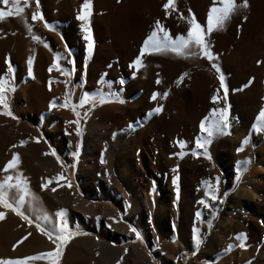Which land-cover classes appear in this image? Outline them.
<instances>
[{
	"label": "bare ground",
	"instance_id": "bare-ground-1",
	"mask_svg": "<svg viewBox=\"0 0 264 264\" xmlns=\"http://www.w3.org/2000/svg\"><path fill=\"white\" fill-rule=\"evenodd\" d=\"M53 2L50 8L56 7ZM43 3L44 9H36L42 14V20L33 21L23 3L22 13L0 19V75L6 76L14 87L7 97L9 108L17 117L14 120L0 115V183L17 175L26 180L30 195L26 196L22 211L33 221L28 224L10 209L0 207L5 213V218L0 220V252L5 253L7 248H4L11 246L13 252L8 255L19 259L53 250L55 244L37 232L36 224L51 227L56 220L55 213L64 208L70 228L81 234L65 244L58 264H116L117 260L120 264H158L157 258L161 264H264V140L255 150L258 160L254 159L244 171L250 178L244 176L241 186L230 189L223 203L225 207L212 212L209 224L196 215L200 201L206 197L205 186L209 183L217 188L221 182L215 177L216 165L205 170V159L185 154L190 147L186 135L192 132L184 127L185 106L195 108L203 102L201 96L194 102L191 99L183 102L178 95L184 91L176 88L175 79L188 82L183 71L192 64L200 73L195 82L193 80L194 88H203L202 58L184 55L182 59H160L151 54L140 56L141 64L136 66L134 62L138 57H132L128 48L124 51L125 44L118 42L119 39L115 46L124 50L109 45L107 30L95 24L91 14L88 17L90 33H94V39L98 38L101 46L95 45L93 39L89 52L81 29L83 21L75 15L82 4L74 7V12L73 9L72 12H52L44 0ZM11 7V0L8 5L0 4L3 11ZM45 22L49 28H45ZM34 36L39 39H33ZM99 52L103 59L97 62ZM57 54L58 64L67 75L51 67ZM30 57L33 60L31 75L27 65ZM117 57H128L124 67L128 70L129 92L135 94V102L127 100L128 93H122L120 86H107L108 67ZM236 57H233L235 61ZM6 59L12 73L7 72ZM117 77L123 78L119 74ZM138 88L148 91L149 101L143 94L136 95ZM198 90L193 94L201 95L203 89ZM66 91L70 106L50 109L53 98L58 104L65 102ZM85 93L95 97V101L74 112L72 103L79 102ZM154 93L156 98L152 99ZM101 94L108 102L99 103ZM121 100L123 103L119 102ZM142 107L153 110L159 107L162 111L132 133L135 127L131 115L136 116ZM163 112L169 116L168 120L162 117ZM79 113L80 121L77 119ZM71 121H78L81 136L75 134L77 124L67 123ZM170 125H176L179 137V142L173 145L165 144L158 132L160 126L169 131ZM20 140L26 143L21 145ZM78 141L81 149L74 157L72 153ZM50 148L55 150L61 163L43 154ZM153 149L159 151L151 153ZM173 151L176 158L167 155ZM13 153L18 155L20 163L15 169L4 171ZM70 174L75 179L71 180ZM57 175L59 181L53 180L47 188H41L45 178ZM9 195L18 198L19 193L9 189ZM129 225L140 232L141 240H136L135 233L128 231ZM194 231L201 240L198 247L192 240ZM22 234L26 239L13 248L12 244H16ZM190 251L195 253L185 263L184 258ZM28 264L48 262L40 259Z\"/></svg>",
	"mask_w": 264,
	"mask_h": 264
},
{
	"label": "rangeland",
	"instance_id": "rangeland-1",
	"mask_svg": "<svg viewBox=\"0 0 264 264\" xmlns=\"http://www.w3.org/2000/svg\"><path fill=\"white\" fill-rule=\"evenodd\" d=\"M52 1H54L53 3L56 7L50 8L49 5ZM82 1L85 2V0H44V2L47 3L46 6L49 8V10H52V12H58V10H66V12H72L71 9L78 6L79 3L80 5L84 4ZM87 2L91 4V10L93 9L91 11L93 22L95 24L97 23L104 26L105 30H107V40L109 41L108 44H114L115 46L118 42H123L125 44V50L121 47L117 49V46H115L116 48H114L116 50L123 49L124 51H126L128 48L129 52H132H130V54L132 55V57L134 56V58L140 56H150L151 54H153L160 59L172 57L174 60L176 57L178 59H182V56H184L176 55L175 53L170 51L157 52L145 48V41L155 29L157 21H159L160 25L163 26V28L168 31L170 36H172L173 38L176 35H186L187 28L190 26L189 20L191 18H195V20L200 23L201 26L205 29V39L208 48L213 55V60L210 61L206 57L199 55V50L195 46L192 47V51H197L196 55H198V57L200 56V58H202V60L204 61V68H202L201 70L202 77H204L203 88H194L196 85L194 84L195 79L200 73L195 69V66H191V63V65H187L185 67V70L183 69V75L185 77L188 76L189 79L188 82H186L188 85L184 83L182 79H175V85H177L176 88L180 87L181 91H184L181 96L178 95L180 99L183 98V102H186V100L188 99H191V101L194 102L195 100H197V98H200L199 96H201V100L203 102V105L198 104L197 106H195V108H193V105H191L190 108L188 106H185V111H187V113L185 116L186 118L184 119V127L185 129H187V132L190 130L192 131L190 132V134L188 133L186 135L187 143L190 147L187 148L185 154H187L188 156L190 155V157L192 158H199L200 156V158H202L203 160L205 159V163H202L205 170H208L211 167L213 168L215 165L217 166L214 167L217 169L215 177L219 179L221 183L217 188H213L217 189L216 195L218 199L216 201H212L208 197H205V201L209 205L208 207L211 208L208 209V207H205L204 204L201 203H199L200 205H198L197 208V213L200 214L198 216L199 220L203 219L202 221H205V223L209 224L211 222V219L209 218L210 215L213 214L212 212L215 213L217 212V210H222L225 207L223 203L224 201H226L230 189L233 187L236 188L237 186H241L243 177H247V173L244 171H246L245 169L249 163H253L252 161H254V159L258 160L259 155L258 152H256V148L264 140V131L256 132L252 127L253 124H258L256 117L260 109L264 107V0H246L247 6H245V0H234L235 8L230 13L228 19L222 25L213 28L211 32H207L206 30L207 18L210 8L214 6V0H173V4L170 5L167 10L163 7L167 0H87ZM43 4V0H39V6L37 8L36 0H28L27 11H29L28 13L30 14V16H32V14L37 11L36 9H41V7L43 8ZM100 4L103 5L101 6ZM74 11L75 10L73 9V12ZM80 11L81 7L78 9L75 15L78 16ZM243 11L246 12L244 13ZM158 36L162 37V33H158ZM91 37L93 40L94 33L93 35H91ZM61 38L64 39V36ZM122 38L125 41L121 40ZM118 39L120 41H118ZM94 41L95 45L101 46L98 38H95ZM142 49H144L143 53L141 52ZM230 56H237V59L235 58L236 61L233 57L231 58ZM101 59H103L102 52L96 60L98 62L99 60L101 61ZM178 59H176L175 62L178 61ZM114 60V63L112 61L113 64H110L108 67L107 86L115 88L120 86L123 91L122 93H125L127 91V100L130 102H135L137 100L136 97H134L135 94L129 92L130 80L128 79V70H125L124 67V65L126 66L128 62V57H117ZM122 60H125V62ZM213 64H215L220 69L219 73L216 71V68L213 67ZM203 69H205V71ZM109 70L115 72H110ZM203 71L205 73L207 71V73L205 74ZM117 74L123 76V78L119 80ZM220 76L223 77L225 85L224 88H221L220 86V79L218 78ZM195 89H199L198 92L203 89L200 91V93L202 92V94H193L196 91ZM135 93L136 95L143 94L144 98L147 99L146 95L148 91L144 92L143 89L138 88L137 90H135ZM194 95L196 97H194ZM213 95L217 96V101L215 103L211 99ZM147 101H149V99H147ZM225 104H227L229 109V127L223 134L214 135L211 138L210 142L205 145L204 149H196L195 143L197 137H199L201 141L208 139L205 133L200 132V122L202 120H205L206 118H211L212 110L216 108L222 109L224 108ZM72 105H77L75 109L81 111L86 104L81 107L79 106V102H73ZM155 113L156 112L153 111V109L144 107L139 108L136 116L133 117L131 115V118H133V125L135 127L132 133L147 125L148 122L153 119ZM162 117L165 120L169 119V116L166 114V112H163ZM77 119L79 121L82 119L80 113L78 114ZM167 129H169L170 132L168 130L165 131V129L160 126L158 131L161 135L160 137L164 139L165 144L173 145L174 143H178L179 137H177L176 125H170V128ZM232 131L234 132V135ZM231 134L233 135V138L235 137V135H237L235 139L232 138ZM239 135L240 137H238ZM237 137L239 139H237ZM149 138H151V136H149ZM257 140H259V143L257 142ZM238 148H240L241 150L237 151ZM247 149L249 151H247ZM193 150L196 151V155H193ZM205 150L207 151L211 159L205 158ZM158 151L159 149H153L151 153H157ZM247 152H251V155ZM167 155L171 158H176V154L174 151L172 152V154L167 153ZM245 161H248V163L245 164ZM262 165L264 167V158L262 160ZM174 167L175 170L177 167L176 165H174ZM70 177L71 180L75 179L74 175L72 174H70ZM247 178H250V176ZM207 182H209L208 178ZM206 187L207 186H205V188L203 189L204 191L206 190ZM218 188L219 190H221L219 191ZM256 222L257 224H259L257 220ZM260 227L259 229H261ZM262 230L263 229H261V232ZM19 237H24V235L22 234ZM13 245L14 244H12V246ZM145 246L147 247L146 244ZM4 249H6V252L5 250V253H3V251L0 252V259H16L14 255H8L9 252H13L11 246L10 248L6 246ZM194 253V251L188 252L184 258V262L186 263L187 261H189ZM157 263L161 264L160 259L158 258Z\"/></svg>",
	"mask_w": 264,
	"mask_h": 264
},
{
	"label": "snow or ice",
	"instance_id": "snow-or-ice-1",
	"mask_svg": "<svg viewBox=\"0 0 264 264\" xmlns=\"http://www.w3.org/2000/svg\"><path fill=\"white\" fill-rule=\"evenodd\" d=\"M10 0H0V4L8 5ZM21 3H23L25 6L28 4V0H11L12 7L8 11L0 10V19H3L4 17H11L14 15H19L22 13L23 8L21 7ZM37 8L39 6V0H36ZM173 4V0H167V2L163 5V7L167 10L170 5ZM245 6L246 0H245ZM235 8V2L234 0H214V6H212L208 13L207 18V32H211L213 28L222 25L229 17L230 13ZM90 4L85 0V3L81 5V11L79 15L76 17L78 20L83 21L81 24V29L85 33L84 39L87 41V48L89 52H91L93 48V40L91 37L90 29L88 26V17L90 16ZM31 19L33 21L36 20H42V14L37 10L32 14ZM189 27L187 28L186 35H176L174 38L170 36L169 32L166 31L163 26L160 25L159 21L156 22V27L152 31L151 35L148 37V39L145 41V48L161 52V51H170L175 53L176 55H196L197 53L192 51V47L195 46L199 50V55L206 57L208 60H213V55L211 51L208 48L206 39H205V29L201 26L200 23H198L195 18H191L189 20ZM45 28H49V24L47 22L44 23ZM30 30V29H29ZM51 30V29H50ZM158 33H162V37L158 36ZM33 39H39L38 37H33ZM45 47H47V44H45ZM144 49L141 50L143 53ZM58 56H54L53 58V64L51 67L57 68V70L61 71L62 74L67 75V72L60 68L58 64ZM33 60L30 57L27 60L28 65V74L31 75V68H32ZM71 63V61H69ZM135 65L140 66L141 61L139 57L135 60ZM259 63V61H258ZM5 64L8 65L7 72L12 73L13 69L11 65L9 64L8 60H5ZM213 67L216 68V71L219 73L220 69L213 64ZM51 70V68H50ZM220 79V86L221 88H224V80L223 77H218ZM9 91H14V87L11 86V82L7 79L6 76L0 75V115L9 116L12 119H17L12 114V111L9 108L8 104V97L7 93ZM156 98V94L154 93L152 96V99ZM212 101L215 103L217 101V96L213 95L211 97ZM95 97H91L90 94L85 93L81 96L79 100V106H83L85 104H88L90 102H94ZM105 102H108L105 97L101 94L99 103L103 104ZM120 103H123V101H119ZM64 107L67 108L70 106V100L67 95V91L65 93V102L58 104L55 98H53V101L49 104V108H56V107ZM73 108V111L75 112V108L77 105H71ZM156 113H159L161 109L158 107L154 109ZM228 115H229V109L227 104H225L224 108H216L212 110V117L206 118L205 120H202L200 122V132L205 133L207 135V140L201 141L199 137L196 139L195 147L196 149H204L205 145L210 142L211 138L216 134H223L225 130L229 127L228 124ZM256 120L259 124H253L252 127L256 132L264 131V107H262L256 117ZM67 123H74L77 124V128L75 130L76 136H81V130L78 126V121H71ZM131 127V125H129ZM115 135V133L113 134ZM35 139V138H33ZM21 145H24L26 143L25 140H20L19 142ZM181 146H183V142H180ZM81 149V144L78 141L75 145V152L72 153L74 157H77L79 155ZM241 149L238 148L237 151H240ZM44 155H51L55 157L56 162L59 164L61 163L60 157L57 155L55 150L49 149L47 152L43 153ZM180 155H183L181 153ZM193 155H196V151L193 150ZM204 156L206 159H210V156L208 155L207 151H204ZM20 161L18 158V155L16 153L12 154V157L7 163L4 165V171H8L9 169H15L19 165ZM101 163H104L103 159L101 158ZM245 164L248 163V161L244 162ZM75 165H73L74 167ZM60 177L57 175L56 177L52 178H45V183L41 185V188H47L48 185L53 181L57 180L59 181ZM15 181L12 183V181ZM175 183V179L173 180ZM9 189H16L19 193L18 198L10 197L9 195ZM53 191L56 189L53 188ZM217 189H214L211 185H208L205 190V196L208 197L212 201H216L218 199L216 195ZM29 190L27 186L26 180L22 179L20 175H17L15 177L9 176L5 181L0 183V207L10 209L13 213H15L20 219L27 221L28 224H32V220L29 219V217L25 214L24 211H22V207L25 204V198L26 196H29ZM201 204H204L205 207H208V203H206L205 200L200 201ZM197 216L200 214L197 213ZM214 215V213H213ZM56 220L55 223L51 227H42L41 224L38 222L36 224V230L37 232L42 233L43 235L47 236L50 240H52L53 244H55V248L48 252H42L37 253L33 256H27L19 259H0V264H28L29 261L33 260H47L48 264H58V260L61 256V253L63 252L65 244L75 235L81 234L76 231H73L70 226L69 222L67 220V210L64 208H60L56 213ZM5 218V213L3 211H0V220H3ZM45 220H47V216L44 217ZM109 219H112L111 217ZM128 231L135 233L136 240H141V234L137 229L131 225L128 227ZM26 237H21L20 240L16 241V244L13 245V248L16 247V245L20 244ZM192 240L194 241L195 245L198 247L201 243V240L197 236L196 232H193ZM243 247V245H241ZM230 250V248H229ZM116 264H120V260L116 261Z\"/></svg>",
	"mask_w": 264,
	"mask_h": 264
}]
</instances>
